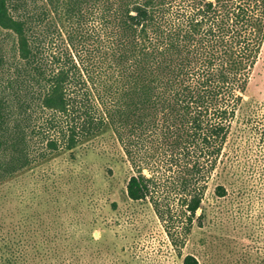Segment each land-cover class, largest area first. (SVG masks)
Segmentation results:
<instances>
[{
  "label": "trees",
  "instance_id": "16d2710c",
  "mask_svg": "<svg viewBox=\"0 0 264 264\" xmlns=\"http://www.w3.org/2000/svg\"><path fill=\"white\" fill-rule=\"evenodd\" d=\"M263 44L264 0H0V183L109 138L135 170L127 198L180 247Z\"/></svg>",
  "mask_w": 264,
  "mask_h": 264
},
{
  "label": "rangeland",
  "instance_id": "374dc122",
  "mask_svg": "<svg viewBox=\"0 0 264 264\" xmlns=\"http://www.w3.org/2000/svg\"><path fill=\"white\" fill-rule=\"evenodd\" d=\"M244 98L202 195L203 225L180 247L148 201L127 198L135 170L105 138L0 183V264H182L185 254L198 264H264V44ZM173 196L161 193L181 214Z\"/></svg>",
  "mask_w": 264,
  "mask_h": 264
}]
</instances>
